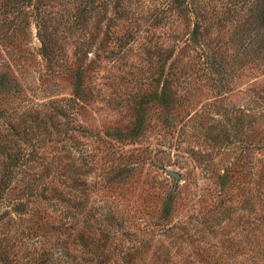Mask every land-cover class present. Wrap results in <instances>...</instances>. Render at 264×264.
<instances>
[{"label":"rangeland","instance_id":"obj_1","mask_svg":"<svg viewBox=\"0 0 264 264\" xmlns=\"http://www.w3.org/2000/svg\"><path fill=\"white\" fill-rule=\"evenodd\" d=\"M186 1L0 0V264H264L256 8Z\"/></svg>","mask_w":264,"mask_h":264},{"label":"trees","instance_id":"obj_2","mask_svg":"<svg viewBox=\"0 0 264 264\" xmlns=\"http://www.w3.org/2000/svg\"><path fill=\"white\" fill-rule=\"evenodd\" d=\"M88 3H92L94 2V0H87ZM251 3L253 5H250L251 7H253L255 5L256 8V12L255 15H252V17L255 19L256 18V23H255V32L252 33L251 37H250V42L255 43V44H259L261 43V41L263 42L264 40V17L263 19H260V16L257 15V13L261 14V17L264 16V0H252ZM188 4H190L188 6ZM193 4V2H189L186 0H162V2L160 3V9H159V14H161L162 19L163 18H169V20H171V22H176V18L177 15L184 11L187 10L191 5ZM197 9L196 12L192 11L194 13V15L197 18V24L195 25V31H196V35L200 33L199 30H201L202 28L206 27V20L204 18V14H205V5L202 3H198L197 2ZM203 4V5H202ZM88 5L84 6L83 9L81 10L83 12H85L88 7ZM208 11V10H207ZM80 13V15H81ZM218 12H215L213 14H217ZM208 15H206L207 17ZM75 19H77V17H75ZM260 19V20H259ZM75 21L72 22L73 25ZM78 23V22H77ZM205 29V28H204ZM207 60L209 57L208 54H206V52L203 55ZM209 64V62H207ZM207 70H209V66L207 67Z\"/></svg>","mask_w":264,"mask_h":264},{"label":"water","instance_id":"obj_3","mask_svg":"<svg viewBox=\"0 0 264 264\" xmlns=\"http://www.w3.org/2000/svg\"><path fill=\"white\" fill-rule=\"evenodd\" d=\"M173 177H175L176 179L180 178L179 173L175 172V171H168Z\"/></svg>","mask_w":264,"mask_h":264}]
</instances>
